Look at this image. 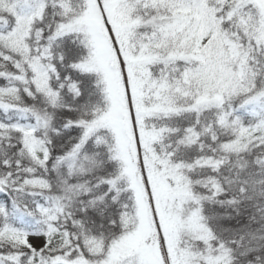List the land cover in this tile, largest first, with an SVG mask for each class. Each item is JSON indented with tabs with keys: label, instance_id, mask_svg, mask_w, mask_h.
<instances>
[{
	"label": "snow or ice",
	"instance_id": "obj_1",
	"mask_svg": "<svg viewBox=\"0 0 264 264\" xmlns=\"http://www.w3.org/2000/svg\"><path fill=\"white\" fill-rule=\"evenodd\" d=\"M0 264H264V0H0Z\"/></svg>",
	"mask_w": 264,
	"mask_h": 264
}]
</instances>
